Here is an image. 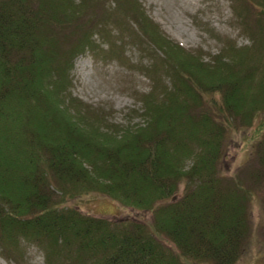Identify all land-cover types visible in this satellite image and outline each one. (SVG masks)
Wrapping results in <instances>:
<instances>
[{
    "label": "trees",
    "instance_id": "16d2710c",
    "mask_svg": "<svg viewBox=\"0 0 264 264\" xmlns=\"http://www.w3.org/2000/svg\"><path fill=\"white\" fill-rule=\"evenodd\" d=\"M121 1L120 8L128 5L140 19L142 35L168 45L166 60L178 73L186 71L190 83L181 79L182 86L166 89L160 100L150 94L143 104L145 123L105 132L95 125L97 115L92 122L76 116L79 102L62 94L67 56L73 46H94L91 37L83 34L61 52L64 38L44 29L49 18L31 1L0 0V245H15L24 236L45 240L53 254L74 245L81 262L89 257L86 264H186L150 233L156 231L184 257L234 264L249 232L252 191L219 175L227 127L214 122V104L205 95L221 93L227 122L240 117L250 123L264 109V74L255 82L254 67L241 70L244 50H234L228 64L220 58L214 66L200 62L196 53L165 39L140 4ZM60 5L72 18L57 21L77 22L82 9L73 0ZM259 132L262 178L264 127ZM183 180L188 183L180 196ZM49 181L62 197L72 194L61 188L65 184L76 194L100 191L124 206L154 211L153 224L81 214L53 200Z\"/></svg>",
    "mask_w": 264,
    "mask_h": 264
},
{
    "label": "rangeland",
    "instance_id": "374dc122",
    "mask_svg": "<svg viewBox=\"0 0 264 264\" xmlns=\"http://www.w3.org/2000/svg\"><path fill=\"white\" fill-rule=\"evenodd\" d=\"M29 1L49 18L44 29L48 32L53 30L60 36L59 39L64 38L61 52L70 51L83 34H88L95 43L93 47L81 49L73 46L71 52L74 54L67 56L71 62L62 94L66 101L73 98L79 102L76 116L81 115L83 120L88 121L97 115L99 122L96 120L95 125L102 131L114 130L111 126L119 131L128 124L145 123L143 104H146L150 94L152 100L153 94L155 99L160 100L166 89L173 91L174 85L181 87V79L190 83L186 71L185 75L178 73L174 65L166 60L171 51L168 45L163 43L160 47L150 35H142L140 19L128 5L120 8L122 1L73 0L78 7L80 2H84V8L80 7L82 17L77 22L74 18L73 22L68 19L64 25L57 20L72 18L70 10L60 5L67 0ZM138 1L145 11L143 15L161 29L165 39L183 50L195 52L200 62L214 66L216 59L220 58L228 64L235 52L244 50L241 52L246 65L241 70L249 72L248 69L254 67L253 81L258 82L262 78L264 0ZM139 2L135 0V4ZM232 49L233 54H230ZM224 50L229 52L222 54ZM153 89L155 91L152 92ZM221 97V93L205 95L206 101L214 104L211 106L212 117L216 119L214 122L224 123L227 127L218 172L227 179H237L239 184L252 191L246 214L249 232L244 240V251L234 264H264V177L257 176L258 136L260 128L264 127V109H259L250 123L237 117L231 124L226 121L228 115L221 107ZM191 145L197 147L198 144L191 142ZM52 182L54 179H51ZM51 183L46 189L51 192L53 200L73 207L81 214L110 220L134 218L153 224L154 211L124 206L100 191L76 194L65 184L61 188L72 194L67 192L62 197V193ZM187 183L182 181L177 195L183 194ZM150 233L186 264H214L211 260L184 257L165 234ZM48 245L39 238L18 236L15 245H0V264H86L89 261L88 257L81 262L74 245L57 252L54 250V254Z\"/></svg>",
    "mask_w": 264,
    "mask_h": 264
}]
</instances>
